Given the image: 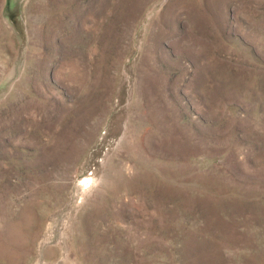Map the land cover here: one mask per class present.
<instances>
[{"label": "rangeland", "instance_id": "1", "mask_svg": "<svg viewBox=\"0 0 264 264\" xmlns=\"http://www.w3.org/2000/svg\"><path fill=\"white\" fill-rule=\"evenodd\" d=\"M0 264H264V0H0Z\"/></svg>", "mask_w": 264, "mask_h": 264}, {"label": "bare ground", "instance_id": "2", "mask_svg": "<svg viewBox=\"0 0 264 264\" xmlns=\"http://www.w3.org/2000/svg\"><path fill=\"white\" fill-rule=\"evenodd\" d=\"M1 249H2V247H1Z\"/></svg>", "mask_w": 264, "mask_h": 264}]
</instances>
